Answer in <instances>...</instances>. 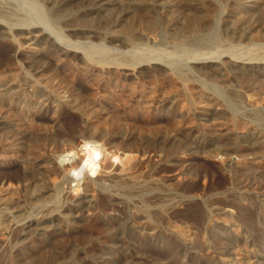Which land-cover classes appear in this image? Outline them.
<instances>
[{"label":"rangeland","instance_id":"374dc122","mask_svg":"<svg viewBox=\"0 0 264 264\" xmlns=\"http://www.w3.org/2000/svg\"><path fill=\"white\" fill-rule=\"evenodd\" d=\"M132 1V11L121 18L118 14L121 9L119 2L106 3L101 9L87 13H80L86 6L78 9L73 5L59 15H55L53 4L46 0L39 1L37 6L28 0L11 2L12 8L28 20H41V16L46 14V18L53 23L51 27L59 31L58 28L63 25L59 20L66 19L65 22L71 25L92 30L94 37L88 43H79L87 50L85 57L82 53H70L63 57L51 46L49 51L38 57L39 60H49L51 68L58 67L64 71L63 85L57 91L61 101L55 105L59 109L52 111L55 103L44 105L39 114L45 118L37 120L44 127H30L22 121L32 114L26 100L29 96L21 95L22 108L28 107V111L21 108L20 112L17 107L16 113L13 112L16 115H8L7 118L12 117L13 121L23 123V126L19 129L15 126L3 131L0 129V142L46 144L55 151L53 153L56 155L52 157H57L66 143L79 149L82 144L78 141L82 134L81 116L72 112L64 100L71 96L85 105H98L119 120V126H104L107 134L116 131L107 140L110 143L102 145L103 140L96 143L100 163L104 164L106 157L112 158L107 149L112 145V149H120L114 158L115 165L125 168L135 164L137 171L143 174L137 179L138 182L140 179L152 180L168 193L166 205L159 208L168 207L163 218L153 214L150 219L159 228L164 247L149 246L145 249L140 247L139 241L133 246L134 250H129L124 243H119L121 246L116 249L106 247L109 242L106 237H100L104 227L101 221L109 219L112 212H117L139 222L144 218L136 212L147 210L148 203L142 201L133 204V199L144 198L143 193L129 195L124 192V188H135L138 183L118 181L108 186L95 180L96 177L91 180L100 191L85 193L87 198L93 199L98 206L101 201L111 202L104 193L116 191L125 201L115 204L114 210L104 209L108 211H102V216L99 207L96 208L86 219L90 223L94 221L98 228L88 232L89 238L85 242L72 238L73 245L81 247L94 239L103 246L97 251H105L107 258L111 257L107 264H124L129 259L135 260V264H233L229 253L215 254L210 249L218 246L224 237H232L237 232L252 235L255 243L252 253L256 254L253 261H258L250 264H264V203L261 200L264 198V66L251 68L229 64L232 57L243 60L264 53V0H202L192 8L187 6L185 0H171L168 9L164 13L160 10L157 14L147 12L143 0ZM174 21H177L176 29L169 25ZM26 53L20 54L19 58L24 59ZM3 57L4 53L0 52V59ZM84 58L98 60L104 66L91 68L84 63ZM195 58L213 61L216 67L211 65L213 67L205 69L207 72L203 74V69L198 68L199 64L193 63ZM155 60H159L163 66L151 64ZM120 61L134 66L136 72L116 67ZM70 74L74 77L72 83H69ZM190 94H193V99H190ZM251 95L257 96L255 103L251 102ZM18 113H22V116ZM93 120L91 122H95ZM250 126L259 132V137L251 145L239 137L251 132ZM163 133L169 138L173 133L179 137L176 142L172 139L167 141ZM193 136H204L211 140L209 155L194 156L188 144L184 147L190 142L189 137ZM226 144L233 149L224 150ZM125 147L131 151H124ZM54 157L53 162L61 173L58 176L50 175L48 184L57 187L71 177V166H63ZM174 159L175 162L172 161ZM232 163L257 171L246 170L252 173L233 175ZM22 171L21 164L0 163V183ZM149 173H152L151 177ZM68 178L66 184L74 188L77 180ZM10 181L7 185L15 187L17 183ZM77 191L79 196L84 195L82 186ZM150 191L152 188L146 192ZM180 197L195 202L173 206V201ZM51 201L57 206L62 204L59 192L54 193ZM42 208L45 206H35L33 210ZM56 214L58 211L52 213V227L59 224ZM208 216L224 218L232 229L215 226ZM2 233L0 264H22L20 253L7 248L10 241ZM175 238L186 246L178 244L172 247L170 244ZM39 241L31 242L30 248H37ZM189 245L195 248V253H186ZM46 248L48 250L42 251ZM43 249H33V264H65L61 258L51 256L48 245ZM86 255L79 253L74 262H83ZM221 257L226 260H220Z\"/></svg>","mask_w":264,"mask_h":264},{"label":"bare ground","instance_id":"6f19581e","mask_svg":"<svg viewBox=\"0 0 264 264\" xmlns=\"http://www.w3.org/2000/svg\"><path fill=\"white\" fill-rule=\"evenodd\" d=\"M12 1L13 0H0V52L2 54L4 53V59H0V129H8L9 127L14 126V128L19 129L21 126H23V123H17L15 120L13 121L12 117L13 115H16V109L20 108V112H22L20 97L24 94L29 96L26 100L29 102L27 105L29 110L32 111V114H30L31 117H26L24 119L25 121H22L28 123L30 127H40V125H42L41 127H44V124H40L41 122L38 123L40 119L45 118L40 116L39 112L43 106L49 102H51V104L55 103L52 111H58L59 108L56 107L59 104L57 91L59 86L63 85L61 82L64 77V71H61L58 67L51 68L49 60H39L38 57L41 56V54H45L47 50L49 51L50 46L54 47V49L57 51V54L60 53V55L63 57H66L70 53L74 55L82 53V56L85 57L87 56V50L82 47V44L80 45L79 43H88V40L93 38L94 35L91 32L92 30L87 29V27H77L71 25L70 22H65L67 21L66 19L63 21V19L61 20L60 18L59 21L63 25L58 28L59 31H55L52 28L53 23L51 24L50 19L46 18V14L41 16L43 17L41 20H28L24 18L23 15L20 16L21 14L17 13V10H15L14 7L12 8ZM28 1L31 2V4L37 6L38 2L41 0ZM46 1L50 4H53L52 7L55 15H59L61 11L69 9V7L71 8L73 5L74 8L77 7L78 9L86 6L84 9L80 10V13H87L91 10L97 11L98 9H101L106 3L119 2L121 5L120 12H118L120 18L125 13L131 12V7L134 4L132 0ZM170 1L171 0H143V5L146 7L147 12L152 11L156 12L157 14L158 11L163 10L164 13V11H166L170 6ZM185 1L187 2V6L192 8L202 0ZM170 24L172 29L177 28L174 27L177 25V21L171 22L169 25ZM23 53H26L24 55L26 57L24 59L19 58V55ZM84 59H86V61L84 60V63L91 66V68H102L104 66V64L98 62V60L90 58ZM195 59L196 60H192L193 63L199 64L198 68L201 70L203 69L201 71L203 74L207 72L204 71L205 69L208 70V68L213 67L211 65L216 67L215 64H213V61H201L197 60V58ZM122 62L117 63L118 65H116V67L129 69L132 73L134 72V66L129 64V66H127ZM151 64L154 66H163L159 60H155L151 62ZM229 64L236 67L244 66L259 68L264 66V53L258 57L243 58V60H238L237 57H232L229 58ZM67 79H64V81ZM70 81L71 82H67H74V77L71 76V74ZM198 93L201 96L206 97L201 92ZM190 97V99H193V94H190ZM250 97H252L250 98V100H252L251 102L255 103L257 101V96L251 95ZM207 99L210 101L213 100L211 98ZM64 102L66 105H68L72 112L81 116L80 132H82V134L80 133L81 137L78 141H81L82 144L78 149V147L66 143L62 146L59 153H57V157H53L56 159V161L60 160L59 162L63 166L70 164L71 169L69 173L71 177L67 178L71 179V181L75 179L77 180L74 188H71L69 183L66 184L68 181L67 178L63 180V182L57 187L50 186V184H48V178L50 175L58 176L61 173L58 165L53 162L52 155L55 154L53 153L55 151L48 147V145H42V143H28V141L24 145L21 143H10L6 140L0 142V163L12 162L21 164L23 166V171L21 173L12 174L9 179L7 178V181L4 182L1 180L0 183V233L3 232L2 234L5 235V237L10 241V243L7 245V248L14 249L15 252L20 253V260L22 264H33V249H38L41 251L45 245L49 246V253L51 256H53L55 259L61 258L63 261H65V264H78L74 261L77 260L76 256L79 253L87 254L85 260L81 263L79 262V264H107V260H110L111 257L107 258L105 251H97V249H103V246L94 239H90L87 244H84L81 247H76L71 243L72 238L75 240L79 238V241L80 239L84 242L87 241L89 238L88 232H93L98 228L94 221L91 220L92 222L90 223V221L86 219L96 208L99 207V211L101 210L100 216H102L104 211H108L104 209L109 208V210H114L115 204L123 203V201H125L123 196L116 191H110L107 192V194L102 192L111 202L102 203L101 201L98 206L94 203L93 199L87 198L85 193L90 191H100L98 187L95 186L94 181L91 180L92 177H96L95 180L101 181L103 184L106 183L108 186H113L118 181H131L138 183L139 185L135 188H124V192L129 195L143 193L142 196H144V198L133 199V204L141 203L142 201H146L148 203L147 210H140L136 212L137 215L144 218V220H139V222L133 221L132 219L129 220V218L123 217L117 212H112V215L109 219H103L101 221L104 227L103 232L101 233L102 236L100 237H106L107 241L109 242V244H106V247L116 249L118 246H121L118 245L119 243H124L128 246L129 250H134L133 246H135L136 243H138L137 241H139L141 248L145 247V249H147L149 246H154L162 249L164 247V240L161 239L159 228L154 226L150 222V219L152 218L151 216H153V214L158 215V218L160 219L163 218L168 207L162 208L161 210H164L163 212H159L161 211L159 208L161 205H166L168 193L164 191L163 188H161L162 186L160 187V184H154L152 180L149 181L147 179V181H142L140 179L138 182L137 179L141 175L143 177V174L137 171L135 164H131L125 168L115 165L114 158L117 156L120 149L114 150L112 149V145H109L107 148L110 150L112 158L106 157V162L104 164L100 163L97 154L96 143L100 140H103L102 145H107L110 143V141L107 140L110 139V137H113L116 131L112 130L113 132L110 131L107 134L104 126L110 124L118 125V118L112 117L110 113L106 111V109L103 110L102 108L97 107L98 105H85L78 99H75L71 96L65 99ZM24 108L26 107L24 106ZM8 115L12 117L7 118ZM20 115L22 116V113ZM92 119H94L93 121L95 122H91ZM37 120L39 121L37 122ZM123 120H125V118ZM28 124H26V126ZM114 127L112 128L114 129ZM250 128L252 129L251 132L239 136L241 140L243 139L248 141L249 144L255 143V139L257 140L259 137V132L252 126H250ZM23 135L24 134H22V137ZM163 135L166 136L167 141L168 139H172L176 142L179 137L177 133L171 134L170 138L167 137V134L163 133ZM189 138L191 139L189 143H182L185 145H183L184 147H186L188 144L187 146L192 149L193 152H191V155L198 156L202 154V156H204L210 154V149H212L210 148V139H207L204 136H193ZM19 142L21 141L19 140ZM177 145L178 144H176V146ZM51 147L54 148L53 146ZM223 149L232 150L233 148L226 144ZM123 150L131 151L126 147L123 148ZM172 161L175 162L176 160L174 159ZM232 164L231 170L233 175L252 173L246 170H251L253 172L257 171V169L252 167H242L239 165L235 166ZM151 174L152 173H149L150 177ZM147 175L145 176L149 177V175ZM10 180L17 183L15 187L9 186V184L7 185L8 181ZM80 186H82V189L84 190L83 196H79L80 194L77 191ZM150 188H152V191L146 192ZM75 190L77 192L73 193L72 191ZM55 192H59V196L62 198V204L60 206H57L51 201ZM261 200L264 203V198H261ZM194 202L195 201H192L190 198L184 199L180 197L176 198L172 205L177 206L182 203L188 204ZM39 205L45 206V208H42L39 211H34V207ZM55 211H58V214L56 215L59 218V224L52 227V219L54 217L52 213ZM208 220H212L215 226H224L226 228L232 229L230 228L231 225L227 223L224 218H213L208 216ZM81 221L82 223H80ZM37 235L39 236L37 237ZM35 240H40L39 244H37L38 247L30 248V243ZM178 244H183L186 246L183 241L176 238L171 241L170 245L175 247ZM254 245L255 243L253 241L252 235L236 232V234L232 237H224L222 240H220L219 245H214L210 251L220 255H223L222 253L224 252L227 254L229 253V255L232 256V259L230 258V260L234 261V263L232 262L233 264H250L251 262L254 263L255 261H258L256 259L253 261V258L256 255L252 253V246ZM25 249L28 250L25 251ZM46 250L48 249L46 248L42 251L45 252ZM89 251L91 252L89 253ZM195 251V248H193L191 245L186 247L187 254H193ZM131 256L134 257V255ZM220 260L223 261L226 259L221 257ZM124 264H135V260L129 259L128 261H125Z\"/></svg>","mask_w":264,"mask_h":264}]
</instances>
